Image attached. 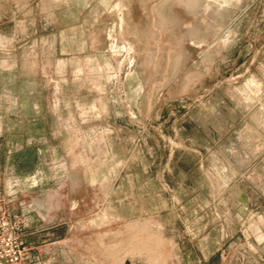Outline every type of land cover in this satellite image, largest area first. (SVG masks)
Listing matches in <instances>:
<instances>
[{
  "label": "rangeland",
  "instance_id": "374dc122",
  "mask_svg": "<svg viewBox=\"0 0 264 264\" xmlns=\"http://www.w3.org/2000/svg\"><path fill=\"white\" fill-rule=\"evenodd\" d=\"M0 191L33 263L264 264V0H0Z\"/></svg>",
  "mask_w": 264,
  "mask_h": 264
},
{
  "label": "built area",
  "instance_id": "2783aa9c",
  "mask_svg": "<svg viewBox=\"0 0 264 264\" xmlns=\"http://www.w3.org/2000/svg\"><path fill=\"white\" fill-rule=\"evenodd\" d=\"M13 200L3 199L0 191V264H33L34 258L20 236L24 228L21 214L11 213L7 206Z\"/></svg>",
  "mask_w": 264,
  "mask_h": 264
},
{
  "label": "crops",
  "instance_id": "0c3cea01",
  "mask_svg": "<svg viewBox=\"0 0 264 264\" xmlns=\"http://www.w3.org/2000/svg\"><path fill=\"white\" fill-rule=\"evenodd\" d=\"M31 179H32V183H34L35 182V178L32 176ZM18 209H19V207H16V205L15 206L13 205L12 206V210L10 212L13 213V214L18 213L19 212ZM25 210L26 209H20V211L22 212V215H23V221H24V223H25L27 228L32 229V226H34L32 224H35V222L33 220L34 219V214L33 213H27V212H25ZM34 238L35 237L33 235H26V237H25L26 245H30L31 248H34L32 246V244L35 243V240H33ZM28 253H30V251ZM33 264H37V263H33Z\"/></svg>",
  "mask_w": 264,
  "mask_h": 264
}]
</instances>
